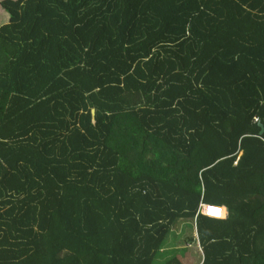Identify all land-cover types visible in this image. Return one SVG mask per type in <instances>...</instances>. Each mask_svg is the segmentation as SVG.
I'll list each match as a JSON object with an SVG mask.
<instances>
[{
  "label": "trees",
  "instance_id": "1",
  "mask_svg": "<svg viewBox=\"0 0 264 264\" xmlns=\"http://www.w3.org/2000/svg\"><path fill=\"white\" fill-rule=\"evenodd\" d=\"M1 9L0 264H183L177 225L199 264H264V0ZM118 116L148 139L137 176Z\"/></svg>",
  "mask_w": 264,
  "mask_h": 264
},
{
  "label": "rangeland",
  "instance_id": "2",
  "mask_svg": "<svg viewBox=\"0 0 264 264\" xmlns=\"http://www.w3.org/2000/svg\"><path fill=\"white\" fill-rule=\"evenodd\" d=\"M1 1L2 0H0V2ZM7 18V12H4L1 9L0 24L5 23ZM115 124L119 125V127L115 126L116 131L114 129L110 137L114 140L115 150L120 153V164L123 168L127 169L131 175L137 176L138 173L140 174V168L144 162V155H140L141 146L143 144L139 142H141L140 139H142V142H144V140H148L144 134L145 131L143 129L141 130L138 123L130 117H128V120L125 121L123 116H118V118L115 119ZM226 215L227 211L225 210V217ZM173 232L177 235V240L174 236H171L170 238L169 243L172 247L167 249H172L171 254L176 255L177 258L183 262V264H199L201 259V250L197 241L188 244V231L187 229H181V225L175 226L173 228ZM161 257H159V259H161Z\"/></svg>",
  "mask_w": 264,
  "mask_h": 264
},
{
  "label": "built area",
  "instance_id": "3",
  "mask_svg": "<svg viewBox=\"0 0 264 264\" xmlns=\"http://www.w3.org/2000/svg\"><path fill=\"white\" fill-rule=\"evenodd\" d=\"M201 213L207 217H211L215 219L225 218V209L218 205L203 204L201 206Z\"/></svg>",
  "mask_w": 264,
  "mask_h": 264
},
{
  "label": "water",
  "instance_id": "4",
  "mask_svg": "<svg viewBox=\"0 0 264 264\" xmlns=\"http://www.w3.org/2000/svg\"><path fill=\"white\" fill-rule=\"evenodd\" d=\"M262 132H263V129L261 128L260 133H262Z\"/></svg>",
  "mask_w": 264,
  "mask_h": 264
}]
</instances>
